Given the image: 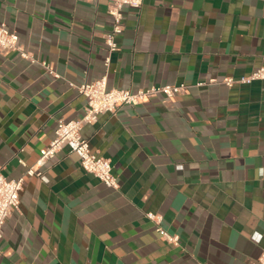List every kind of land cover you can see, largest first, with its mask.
Here are the masks:
<instances>
[{
    "label": "crops",
    "instance_id": "1",
    "mask_svg": "<svg viewBox=\"0 0 264 264\" xmlns=\"http://www.w3.org/2000/svg\"><path fill=\"white\" fill-rule=\"evenodd\" d=\"M108 3L0 0V23L33 59L0 52V165L24 179L3 225L0 264H259L264 80L223 79L263 63L264 0H142L125 8L106 67ZM105 73L108 87L189 88L82 126L91 151L110 159L118 189L85 172L66 147L39 174H25L57 120L84 114L85 98L68 82ZM147 211L162 215L178 245L158 237Z\"/></svg>",
    "mask_w": 264,
    "mask_h": 264
},
{
    "label": "built area",
    "instance_id": "2",
    "mask_svg": "<svg viewBox=\"0 0 264 264\" xmlns=\"http://www.w3.org/2000/svg\"><path fill=\"white\" fill-rule=\"evenodd\" d=\"M142 0H109L107 14L111 27L105 35V47L108 52L104 59L107 67L110 61V54L118 49L116 36L123 30V17L125 8H140ZM13 50L20 56L30 58L29 54L18 42V35L10 30L7 25L0 23V52ZM263 63L254 69L250 74L234 79L225 77L224 84L231 86L234 83H248L252 80H264V52L262 54ZM42 66L50 73L58 76L45 62ZM215 79H209L207 83H213ZM205 82H198L202 85ZM69 86L75 88L78 94L85 98L84 114L76 119L57 120L53 139L40 150L39 158L35 165L26 167L24 173L28 175L39 174L37 167L44 164L46 160L53 157L58 150L63 147L68 148L78 157L79 166L87 173L98 178L103 184L112 189H118L115 175L112 173V165L109 158L99 156L92 152L89 142L81 134L84 124H92L97 120L99 114L104 112L115 113L116 109L123 104L136 106L149 101L159 95L168 99L173 98L177 93L188 90L189 85L183 82L177 84L150 85L136 90L115 88L107 86L106 73L91 81L79 84L68 82ZM21 163L22 160H21ZM3 166L0 165V238L3 235V225L13 210H17L20 203V192L23 188V176L18 178H8L3 173ZM144 216L153 222L158 237L170 244L178 245L179 236L171 233L162 227V215L152 211H147ZM259 264H264V248L259 257ZM204 264V263H201Z\"/></svg>",
    "mask_w": 264,
    "mask_h": 264
}]
</instances>
